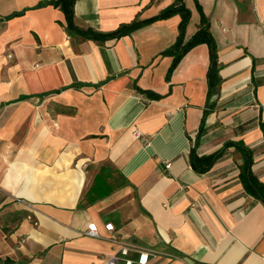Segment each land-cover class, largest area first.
Returning a JSON list of instances; mask_svg holds the SVG:
<instances>
[{"label": "crops", "instance_id": "obj_1", "mask_svg": "<svg viewBox=\"0 0 264 264\" xmlns=\"http://www.w3.org/2000/svg\"><path fill=\"white\" fill-rule=\"evenodd\" d=\"M52 1L0 0V260L103 264L126 244L148 264H264V205L234 146L264 185V0H75L83 31L183 5L186 43L206 17L212 88L206 43L169 75L181 14L96 41Z\"/></svg>", "mask_w": 264, "mask_h": 264}, {"label": "trees", "instance_id": "obj_2", "mask_svg": "<svg viewBox=\"0 0 264 264\" xmlns=\"http://www.w3.org/2000/svg\"><path fill=\"white\" fill-rule=\"evenodd\" d=\"M43 5H53L55 7H60L61 10L64 12L66 20H67V27L66 30L69 34L75 33L78 35H81L84 37V39L88 40H96V41H105V40H111V39H120L124 36L129 35L131 32L141 28L142 26H145L147 24H150L151 22L159 19H164L167 17H170L174 14H181L182 21L180 23V34L179 38L176 42V44L169 49L165 54L166 55H172L174 56L175 60L174 63L169 71V75L173 71V69L177 66L178 62L180 59L194 46L200 44V43H206L209 46L210 50V57H211V62H210V68L208 72V77H209V86L212 88V86H216L218 84V79H217V72H218V56H217V48L215 45L214 40L212 39L210 33H209V21L206 17L202 16V24L201 28L197 32V34L194 36L192 40L189 42H184V36H185V29L186 26L189 22L190 19V12L183 6H177L175 8H172L161 15L148 19V20H138L135 19L134 21L130 23H125L122 24L118 29L115 31L109 32V33H103V32H97L93 30H79L75 24H74V17H75V12H74V6H75V0H57V1H52L49 3L41 4L40 6ZM19 14H15L17 16ZM214 76L215 82L212 81V77ZM155 98H159L158 96H154ZM233 143H229L227 147H225L224 150L228 149L230 146H232ZM234 146L236 149L241 152L244 158V164L241 167V173H240V178L241 181L245 187V190L247 193L251 196H253L255 199L258 201L262 202L264 205V185L259 182L258 178L254 175L252 172V165H253V151L251 149H248L244 147L240 143H234ZM224 150L219 151L218 153L206 157L203 159V161H206V166L202 168H198L196 164L193 163V166L195 165V168L204 173L207 170H209L212 165L222 157ZM0 264H15L12 260L10 259H5V260H0Z\"/></svg>", "mask_w": 264, "mask_h": 264}, {"label": "built area", "instance_id": "obj_3", "mask_svg": "<svg viewBox=\"0 0 264 264\" xmlns=\"http://www.w3.org/2000/svg\"><path fill=\"white\" fill-rule=\"evenodd\" d=\"M167 167H169V165H167ZM105 229L108 232H112L114 230V225L108 223L105 225ZM86 235L98 239L102 238L97 226L94 224L89 225ZM131 254H134L135 258L132 257ZM151 255L152 252L150 250L120 244L118 249L105 259L103 264H148Z\"/></svg>", "mask_w": 264, "mask_h": 264}]
</instances>
